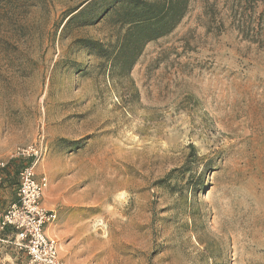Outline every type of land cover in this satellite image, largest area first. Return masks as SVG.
I'll list each match as a JSON object with an SVG mask.
<instances>
[{
    "label": "rangeland",
    "instance_id": "374dc122",
    "mask_svg": "<svg viewBox=\"0 0 264 264\" xmlns=\"http://www.w3.org/2000/svg\"><path fill=\"white\" fill-rule=\"evenodd\" d=\"M85 1L0 0V162L47 146L63 263L264 264V50L237 1L187 0L129 71L111 12L65 29ZM0 264L29 259L8 242Z\"/></svg>",
    "mask_w": 264,
    "mask_h": 264
},
{
    "label": "trees",
    "instance_id": "16d2710c",
    "mask_svg": "<svg viewBox=\"0 0 264 264\" xmlns=\"http://www.w3.org/2000/svg\"><path fill=\"white\" fill-rule=\"evenodd\" d=\"M236 1V12L241 10L238 13H243L237 19L236 28L244 39L264 50V0ZM97 7L111 12L113 20L125 28L116 56L129 71L148 41L170 33L180 22L187 10V0H86L68 13L65 29L75 21L81 25L96 22L99 18L95 15ZM81 42L90 51H104L100 41L89 38ZM8 231L12 229L3 231L1 236Z\"/></svg>",
    "mask_w": 264,
    "mask_h": 264
},
{
    "label": "built area",
    "instance_id": "2783aa9c",
    "mask_svg": "<svg viewBox=\"0 0 264 264\" xmlns=\"http://www.w3.org/2000/svg\"><path fill=\"white\" fill-rule=\"evenodd\" d=\"M42 143L31 144L19 149L17 154L29 157L19 169L17 196L9 207L0 213V241L15 244L24 250L29 264H64L59 253V243L48 235L47 227L56 219V213L43 205V193L48 185L45 174L38 175L36 167L46 153ZM7 163L0 162V168ZM12 229V239L1 236L3 231Z\"/></svg>",
    "mask_w": 264,
    "mask_h": 264
},
{
    "label": "crops",
    "instance_id": "0c3cea01",
    "mask_svg": "<svg viewBox=\"0 0 264 264\" xmlns=\"http://www.w3.org/2000/svg\"><path fill=\"white\" fill-rule=\"evenodd\" d=\"M19 186L18 170L7 166L0 169V213L15 201ZM3 237V236H2ZM4 238L8 239L4 236ZM7 241H0V246L6 247ZM12 257V256H11ZM9 260V259H8Z\"/></svg>",
    "mask_w": 264,
    "mask_h": 264
}]
</instances>
